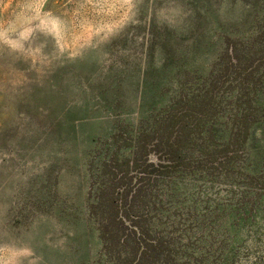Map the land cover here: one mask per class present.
<instances>
[{"label":"rangeland","instance_id":"374dc122","mask_svg":"<svg viewBox=\"0 0 264 264\" xmlns=\"http://www.w3.org/2000/svg\"><path fill=\"white\" fill-rule=\"evenodd\" d=\"M263 26L264 0H0V264H110L90 162L207 77L227 39ZM229 134L224 119L213 129L222 143ZM242 168L264 175V118ZM168 194L197 254L215 242L225 264H264L260 186L195 174Z\"/></svg>","mask_w":264,"mask_h":264},{"label":"trees","instance_id":"16d2710c","mask_svg":"<svg viewBox=\"0 0 264 264\" xmlns=\"http://www.w3.org/2000/svg\"><path fill=\"white\" fill-rule=\"evenodd\" d=\"M263 90L264 26L249 39H227L207 77L182 86L150 124L119 128L96 154L89 164V212L110 264L226 263L212 249L215 242L196 253L201 246L190 235L192 225L166 198L176 180L195 174L264 189L263 174L242 168L251 131L264 118L256 105ZM222 119L230 130L224 143L213 135Z\"/></svg>","mask_w":264,"mask_h":264}]
</instances>
